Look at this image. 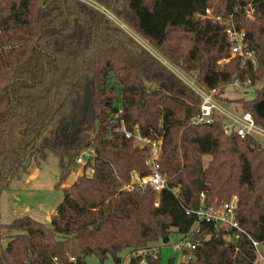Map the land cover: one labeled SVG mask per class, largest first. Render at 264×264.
Instances as JSON below:
<instances>
[{
	"label": "trees",
	"instance_id": "16d2710c",
	"mask_svg": "<svg viewBox=\"0 0 264 264\" xmlns=\"http://www.w3.org/2000/svg\"><path fill=\"white\" fill-rule=\"evenodd\" d=\"M92 1L197 87L217 91L218 101H228L225 90L236 81L254 89V100L232 102L264 128V0ZM208 9L224 19L234 14L256 64L231 57L225 26L204 18ZM112 78L121 94L110 87ZM201 103L91 5L0 0V201L33 161L40 167L50 154L59 159L60 190L82 152L96 155L95 174L62 189L50 224L30 216L5 224L0 210V264H87L89 257L123 264L125 254L129 264H163L152 245L174 233L190 236L196 247L183 264H257L253 242L264 257V147L226 134L220 116L193 125ZM137 126L142 136L162 141L159 163L168 187L161 193L125 188L132 174L150 175L151 150L121 132ZM202 195L207 207L237 197L243 233L188 215L201 207ZM140 251L145 256L135 257Z\"/></svg>",
	"mask_w": 264,
	"mask_h": 264
},
{
	"label": "built area",
	"instance_id": "2783aa9c",
	"mask_svg": "<svg viewBox=\"0 0 264 264\" xmlns=\"http://www.w3.org/2000/svg\"><path fill=\"white\" fill-rule=\"evenodd\" d=\"M79 1L91 5L92 7L103 13L111 21L113 20V18H111L110 15H112L115 18V21H119L108 10H106L104 7L99 6L92 0H79ZM249 8L251 9V13H252L253 12L252 6H249ZM204 18L215 21L216 23L225 26V35L228 44L230 46V53L232 58H240L244 63L250 61L252 64H256L255 54L248 49V46L246 44V32L244 29H239L237 27L234 19V14H231L228 19H224L221 15L216 14L214 9H208L204 15ZM118 26L126 31V29L124 28L127 27L124 24L122 26L120 25ZM161 61L167 67H169L181 80H183L179 76L180 73L178 70H176L168 62L164 60ZM228 61L229 60H225L224 62H228ZM240 85L241 84L239 81H236L234 84V86H240ZM247 85H250V82H248ZM189 86L193 89V91L199 96V98L202 101L200 107V113L193 119L192 121L193 125L195 126L210 125L215 116L221 117L220 114H222L223 111L220 110L216 102L217 99L215 95L217 91H214L213 93L209 94L204 92L202 89H200L194 84ZM226 117L230 120V126L224 127L226 134H231L232 132L235 131L241 139L251 138L256 142L264 144V128L258 126L255 123L250 113H242V114L228 113ZM121 132L125 135L126 139L132 140L135 145L142 148H149L151 150V156L146 162V165L150 170V175L141 177L137 173L132 174L131 182L125 188L129 191H133V190L144 191L146 189H151L156 193H161L162 191L167 189L168 187L167 179L161 173V166L159 163L160 153L162 151V141L161 140L153 141L150 138L142 136V134L140 133L139 126L135 128L134 132L128 131L125 127L121 129ZM95 159H96V155L92 150H86L82 152L81 155L77 158L76 165L77 166L79 165L81 167L80 169L83 175L95 174V169L93 165H90L91 162L94 164ZM87 171H89V173H87ZM237 208H238L237 197H234L229 203H223L220 206L207 207L205 205V196L202 195L201 207L197 211L188 210L187 214L195 215L197 217L198 223L201 222L213 223L216 225V227L219 230H223V229L236 230L238 232L243 233L236 219ZM189 237L190 236H187L184 240H182V242L176 245L178 249L182 250L183 253L186 252V254L192 253L196 248L190 242ZM253 245L257 250L258 258L264 260L263 255L259 251L260 244L257 242H253ZM143 256H145L144 251H140L135 255V257H143ZM154 258H156V255H154ZM130 259L131 256H128L126 261L127 263L125 264H129ZM142 264L145 263L143 262Z\"/></svg>",
	"mask_w": 264,
	"mask_h": 264
},
{
	"label": "rangeland",
	"instance_id": "374dc122",
	"mask_svg": "<svg viewBox=\"0 0 264 264\" xmlns=\"http://www.w3.org/2000/svg\"><path fill=\"white\" fill-rule=\"evenodd\" d=\"M213 4L217 5L218 1L213 0ZM249 17L252 19V15L250 13ZM114 23L117 25L122 26L119 21H115V19L112 20ZM126 31L131 35L135 40H137L144 48H146L149 52L152 53L155 57L159 58L162 60V58L158 55V53L153 50L146 42H144L142 39H140L135 33L130 31L128 28H124ZM176 69V68H175ZM177 70V69H176ZM179 71V70H178ZM179 76L187 83L188 85H192L195 83L187 77L185 74L179 71ZM111 88H114L116 93L121 94V90L119 87V84L117 81L112 78L109 83ZM224 98L227 99V102H221L216 100L219 108L222 112L221 119L224 122L225 127L230 126V120L226 117L228 113L230 114H242V108L240 105L232 102L235 100L239 99H245L247 101L254 100L256 98V91L252 88H244L241 86H231L226 88ZM264 147V144L259 143ZM210 158H206L205 162L207 163ZM80 166L76 165L72 168V173L71 176L69 177L68 180H72L75 178V174L80 170ZM30 171L27 174H22L24 175L22 179H19L18 181L22 182V185L24 187V192H22V199H21V208L22 211L24 208L29 207V208H35L34 210H38L41 207L44 206H51L54 205V203L59 202L62 203L63 201V191L62 189L57 190L55 187L57 186L59 179H60V165H59V159L55 157L54 155L50 154L47 161L41 162L40 167H38L33 161L30 165ZM89 173V171H87ZM18 181H14L13 185H16ZM68 182V181H67ZM66 182V183H67ZM65 183V185H66ZM69 184V183H67ZM6 194L3 196V199L5 198ZM2 209L3 213L5 211V204H3L2 200ZM38 211H35L33 213H30L28 216H34L37 218H41V215ZM25 216V215H24ZM40 216V217H39ZM20 215H16L13 218H19ZM33 217V218H34ZM52 218V217H51ZM43 220L42 222L44 224H50L47 221V218L41 219ZM183 237L177 233H174L170 236L168 239V243H164V241H160L154 245H152V249L156 250L158 255L161 258V261L163 264H168L171 260H175L174 264H183L187 260H189V256L183 253L182 250L178 249L176 247L177 244L182 242ZM127 257L128 255H124V261L123 264L127 263ZM87 264H115V262L112 259L107 260L106 262H101L98 258L96 257H89L87 259ZM257 264H264V260L258 259Z\"/></svg>",
	"mask_w": 264,
	"mask_h": 264
},
{
	"label": "crops",
	"instance_id": "0c3cea01",
	"mask_svg": "<svg viewBox=\"0 0 264 264\" xmlns=\"http://www.w3.org/2000/svg\"><path fill=\"white\" fill-rule=\"evenodd\" d=\"M23 176L24 175H21L20 178H17L15 180H13L12 183H11V185H10V187H9V190L8 191H5L2 194V196H1V201H0L1 220L5 224H10L15 219H18V218H13L16 215H20L19 218H21V217L28 216L30 213H33L35 211H38L40 213L39 215H41V218L39 219V218L34 217V216H32V218L34 217L33 219H35V220H37L39 222H42L43 220H41V219H44L45 220L48 217H53L55 215V213H56V210H57L58 206L61 204L60 202H61L62 199L59 200V202H56V203H54V205H51V206H49V205L44 206V207H41L40 206V208L38 210H34L35 208L33 209V208L26 207L22 211V208H21L22 206L20 204H21V199H22V194H23L22 192H24V190H23L24 187L22 185V182L21 181H18V180L19 179H22ZM81 176H83V173H82V171L80 169L77 172V174H75V178H73L72 180H68L67 183H69V184L66 183V185H64L62 187V189L68 188V187L72 186L73 184H75L76 181H77V179L79 177H81ZM14 181H18V183L16 185H13V182ZM5 194H6V196L3 199V196ZM2 200H3V204H5V211H4V213H3V209H2Z\"/></svg>",
	"mask_w": 264,
	"mask_h": 264
},
{
	"label": "water",
	"instance_id": "95a60500",
	"mask_svg": "<svg viewBox=\"0 0 264 264\" xmlns=\"http://www.w3.org/2000/svg\"><path fill=\"white\" fill-rule=\"evenodd\" d=\"M47 221L49 222V223H51L52 222V218L51 217H48L47 218ZM168 239H165L164 240V243H168ZM184 254H186V252H184ZM174 262H175V260H171L168 264H174Z\"/></svg>",
	"mask_w": 264,
	"mask_h": 264
},
{
	"label": "bare ground",
	"instance_id": "6f19581e",
	"mask_svg": "<svg viewBox=\"0 0 264 264\" xmlns=\"http://www.w3.org/2000/svg\"><path fill=\"white\" fill-rule=\"evenodd\" d=\"M111 18L115 19L112 15H110Z\"/></svg>",
	"mask_w": 264,
	"mask_h": 264
}]
</instances>
